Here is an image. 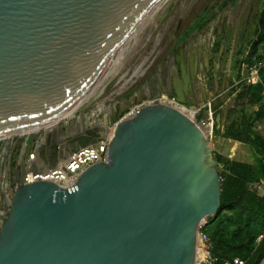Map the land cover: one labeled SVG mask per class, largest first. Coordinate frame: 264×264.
Instances as JSON below:
<instances>
[{
	"label": "water",
	"instance_id": "95a60500",
	"mask_svg": "<svg viewBox=\"0 0 264 264\" xmlns=\"http://www.w3.org/2000/svg\"><path fill=\"white\" fill-rule=\"evenodd\" d=\"M178 2L0 0V140L44 130L48 146L58 122L109 98L136 69ZM159 77L161 93L187 103L167 63ZM149 83L153 101L115 124L107 162L87 167L73 188L15 174L0 264H195L198 225L220 206V165L203 131L157 102ZM100 133L89 127L66 151L40 150L30 170L54 168Z\"/></svg>",
	"mask_w": 264,
	"mask_h": 264
},
{
	"label": "rangeland",
	"instance_id": "374dc122",
	"mask_svg": "<svg viewBox=\"0 0 264 264\" xmlns=\"http://www.w3.org/2000/svg\"><path fill=\"white\" fill-rule=\"evenodd\" d=\"M224 1L226 0H179L161 34L136 69L109 98L94 107L70 113L67 118L58 122L61 137L64 138L71 131L74 133V130L77 134H83L84 129L89 127L99 128L104 132L136 106L149 104L151 101L149 80L155 74H160L164 64H168L170 77L179 79L181 63L184 68L186 67L189 78L192 77L191 91L184 80L176 81H180L179 84L182 85L186 84L187 95L190 96L189 92H192L194 98L197 91L193 86L199 88L202 93L199 94L201 100H198L197 107H201V103L205 106L209 104L212 110L214 119L212 133L209 134L204 129V134L215 161L220 165L218 173L220 179L222 178L221 182L224 178L221 174L225 164L217 161V158L245 163H251L254 158H258L264 166V105L236 106L229 94L230 89L239 83L250 85L245 82L250 68L256 67L259 80L260 71L261 77L264 76V45L260 44L254 48V53L250 55L242 72L240 71L239 78H237L239 59L236 56L242 43L254 40L253 25L255 26L256 19L253 18V12L256 7L264 8V0H227L224 7L218 9ZM171 64L175 67L174 70L171 69ZM159 87L161 90V86ZM170 89L174 94L173 89ZM192 95L191 103L186 105L197 108L194 106L196 101L192 99ZM162 96L165 97L164 94ZM205 110L206 108L201 107L200 114H204ZM243 126L253 138V147L225 137L229 131H239ZM55 128L53 127L51 132ZM44 135V130H39L0 140V226L7 216L9 205L6 200L12 199L14 176L17 172L22 173L26 165V156L35 150L34 141H39ZM21 156L22 164L19 163ZM8 161L11 163L9 170ZM3 169L7 170V174H2ZM262 204L264 183L254 182L248 185L247 194L239 201L237 208L243 210L249 205L252 209L260 211ZM223 213L227 216L235 214L232 211ZM260 241L261 237L255 244ZM197 247L198 262L202 255L198 242ZM214 259V264H243L240 258L223 261L215 257Z\"/></svg>",
	"mask_w": 264,
	"mask_h": 264
},
{
	"label": "trees",
	"instance_id": "16d2710c",
	"mask_svg": "<svg viewBox=\"0 0 264 264\" xmlns=\"http://www.w3.org/2000/svg\"><path fill=\"white\" fill-rule=\"evenodd\" d=\"M226 1L218 9L224 7ZM253 38V41L248 40L242 43L240 50L236 53L239 59L237 78L241 76L242 68L244 69L250 55L254 53V48L260 44L264 45V8L258 18ZM260 80L264 82L261 71ZM261 91L262 83L256 85L239 83L230 89L229 94L233 97L236 106H256L264 105ZM225 137L254 146L253 138L248 135L244 126L239 131H229ZM217 161L225 164L221 174L224 178L221 182L220 206L214 216L207 218L204 227L212 243V255L219 261L240 258L243 264H264V204L260 211L252 209L249 205L243 210L237 208L239 201L247 194L249 184L264 183L262 161L258 158H254L251 163L224 161L221 157L217 158ZM224 211H232L235 214L227 216L224 215ZM259 237H261L260 243L255 244Z\"/></svg>",
	"mask_w": 264,
	"mask_h": 264
},
{
	"label": "built area",
	"instance_id": "2783aa9c",
	"mask_svg": "<svg viewBox=\"0 0 264 264\" xmlns=\"http://www.w3.org/2000/svg\"><path fill=\"white\" fill-rule=\"evenodd\" d=\"M245 82L250 85H256L258 83H262L261 97H262V102H264V82H260L259 76H258V70L256 69V67H252L249 69V76ZM156 101L159 103L168 105L170 107H173L176 110H178L177 108H179L184 111H187L188 116H189L188 118L192 120L200 129H201V126H205L209 124V129L205 131H208L209 134L212 133L214 119H213V113H212V110L210 109L209 104L205 106L203 105V103H201V107L206 108V110L204 111V114L201 115L200 114L201 107H197L198 104L194 105L197 108L186 105V104H181L173 96L163 97L161 95ZM139 107L140 106H136L135 109H132L130 112L123 115V117L119 118L117 122L126 117L133 116ZM115 124H113L112 127H108L104 132L100 133V138L98 139L96 144L89 145L84 148H79L75 150L74 152L68 153L67 156L64 157L62 161L57 163L58 165L57 168L53 170L48 169V170L35 171V172L26 171V168L28 170L30 169V166H31V164L28 165V163L34 160V158L37 155V152H36L37 148H35L33 153L28 154L25 158V161H26L25 162L26 165L24 168L25 172L23 173L22 180L20 181V183L31 184L36 181H50L63 189L73 188L75 186V183L78 177L87 167L95 163L107 162V147L111 140ZM2 174L4 175V173ZM13 192H14V189L12 187V194ZM10 201L9 199L6 200L8 205ZM206 223H207L206 220L200 222L197 228L196 239H197V242H199V247L202 252V255H201L200 260L198 261V264H214V261H215L212 255V243L208 235L204 231V227Z\"/></svg>",
	"mask_w": 264,
	"mask_h": 264
},
{
	"label": "flooded vegetation",
	"instance_id": "af4514ba",
	"mask_svg": "<svg viewBox=\"0 0 264 264\" xmlns=\"http://www.w3.org/2000/svg\"><path fill=\"white\" fill-rule=\"evenodd\" d=\"M262 10H263V6H261L259 9H257V7L254 9V12H253V18L254 19H256V23H255V26L253 25V30L256 28V26H257V24H258V18H259V16H260V14L262 13ZM196 73V72H195ZM204 74H205V71H204ZM151 78H155L156 79V87H157V92H159V90H160V87L159 86H157V85H159L160 84V81H159V79H160V77H159V75H154V77H151ZM150 78V79H151ZM192 80V79H191ZM186 84H183V86L185 87V89L187 88L186 86H185ZM194 87V89L198 92H196L197 93V96H196V98H194V96L192 95V99H194L195 101H196V104L199 102L198 100L200 99L199 97H200V95L199 94H201L202 92L200 91V90H198V89H196V87L195 86H193ZM151 92V91H150ZM162 94H164L165 96H169V95H167L166 93H160V96L162 95ZM188 98H186V101H187V103L189 104V103H191L190 101V99H191V97L190 96H187ZM201 100V99H200ZM194 103V102H193ZM195 104V105H196ZM79 134V133H78ZM77 133H75V130H74V133L71 131L70 133H68L66 136H64V138H62L61 137V135H60V131L55 135V137L52 135V133H51V135H50V138H49V145L47 146V140H46V136L44 135L42 138H40L39 139V141L37 140V141H34V147L35 148H37L36 150V152H37V156H38V154H39V151L40 150H45V154H47V153H49V152H51V150H52V145H54V144H57V149H59V148H61L63 151H66L67 149H69V148H71L72 146H73V143H71V141L78 135ZM23 156V155H22ZM22 156L21 157H19V163L20 164H22ZM11 163H10V161H8V170H9V165H10ZM25 168V167H24ZM3 172H4V174H7V170L6 169H3ZM25 171H24V169H23V171H22V173H20V174H23ZM15 177V176H14ZM14 180V179H13Z\"/></svg>",
	"mask_w": 264,
	"mask_h": 264
},
{
	"label": "bare ground",
	"instance_id": "6f19581e",
	"mask_svg": "<svg viewBox=\"0 0 264 264\" xmlns=\"http://www.w3.org/2000/svg\"><path fill=\"white\" fill-rule=\"evenodd\" d=\"M170 67H171V69H173V70L175 69V67L173 66V64H171ZM177 109H178L181 113H183L184 115H186L187 117H189L187 111L180 110L179 108H177ZM201 129H202V131H203V133H204V129H205V130H208V129H209V124H208V125H205V126H201ZM51 130H52V128L50 129V131H51ZM36 158H37V161H38L37 163H38V166H39V162L41 163L42 160L39 159L37 155H36ZM62 160H63V158L59 159L58 162H60V161H62ZM30 164H31V163H30ZM57 166H58V165H56V166H55L54 168H52L51 170L57 168ZM26 171L28 172V171H31V170H30V169L27 170V168H26ZM198 243H199V242H198ZM198 255H199V249H198L197 244H196L195 264L198 263V262H197V257H198ZM198 259H199V258H198Z\"/></svg>",
	"mask_w": 264,
	"mask_h": 264
},
{
	"label": "crops",
	"instance_id": "0c3cea01",
	"mask_svg": "<svg viewBox=\"0 0 264 264\" xmlns=\"http://www.w3.org/2000/svg\"><path fill=\"white\" fill-rule=\"evenodd\" d=\"M186 54V53H185ZM187 63H188V61H187ZM157 86H161L160 84L159 85H157ZM196 89H198V88H196ZM167 91V90H166ZM198 93V92H197ZM38 161H37V158L35 157L34 158V160H32L30 163L31 164H37L38 165V163H37ZM30 163H28V165L30 164Z\"/></svg>",
	"mask_w": 264,
	"mask_h": 264
}]
</instances>
